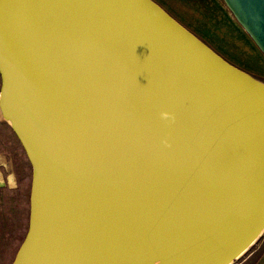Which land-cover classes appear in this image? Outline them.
<instances>
[{"label":"water","instance_id":"1","mask_svg":"<svg viewBox=\"0 0 264 264\" xmlns=\"http://www.w3.org/2000/svg\"><path fill=\"white\" fill-rule=\"evenodd\" d=\"M224 1L264 53V0ZM0 79L33 168L12 264H234L263 233L264 83L155 1L0 0Z\"/></svg>","mask_w":264,"mask_h":264},{"label":"rangeland","instance_id":"2","mask_svg":"<svg viewBox=\"0 0 264 264\" xmlns=\"http://www.w3.org/2000/svg\"><path fill=\"white\" fill-rule=\"evenodd\" d=\"M153 1L228 63L264 83V53L224 0ZM32 175L10 123L0 118V264H12L27 233ZM234 264H264V231Z\"/></svg>","mask_w":264,"mask_h":264},{"label":"bare ground","instance_id":"3","mask_svg":"<svg viewBox=\"0 0 264 264\" xmlns=\"http://www.w3.org/2000/svg\"><path fill=\"white\" fill-rule=\"evenodd\" d=\"M222 76L226 78V76H224V75H222ZM236 79H237V81H235L234 84L236 83V85L239 87V89H242V90L246 91L247 93H249L251 91H253L252 93H254L256 91L255 88H254L255 90H251L250 91L249 88H252V87H249V85L247 84V82L243 81L241 78H236ZM257 91L260 92L261 90H257ZM0 118H8L9 119L10 116H8L7 114H4V112L0 110Z\"/></svg>","mask_w":264,"mask_h":264},{"label":"clouds","instance_id":"4","mask_svg":"<svg viewBox=\"0 0 264 264\" xmlns=\"http://www.w3.org/2000/svg\"><path fill=\"white\" fill-rule=\"evenodd\" d=\"M165 115H167V114H165ZM5 166L7 167V165H5ZM10 185H11V187H15L16 186L14 177H10Z\"/></svg>","mask_w":264,"mask_h":264}]
</instances>
